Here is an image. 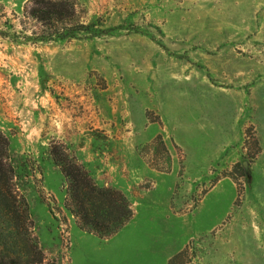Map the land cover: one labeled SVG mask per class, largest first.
<instances>
[{
	"label": "rangeland",
	"instance_id": "rangeland-1",
	"mask_svg": "<svg viewBox=\"0 0 264 264\" xmlns=\"http://www.w3.org/2000/svg\"><path fill=\"white\" fill-rule=\"evenodd\" d=\"M0 134L40 264H264V0H0ZM54 146L127 197L116 234L77 225Z\"/></svg>",
	"mask_w": 264,
	"mask_h": 264
},
{
	"label": "trees",
	"instance_id": "trees-1",
	"mask_svg": "<svg viewBox=\"0 0 264 264\" xmlns=\"http://www.w3.org/2000/svg\"><path fill=\"white\" fill-rule=\"evenodd\" d=\"M31 13H35L34 8ZM255 143L258 145L257 139ZM0 144V224L8 230L11 237L14 236L23 243L4 244L0 240V264H40L43 254L37 237L30 228L28 203L17 189L14 166L7 161L6 141L1 134ZM148 145H159L168 152L159 133ZM52 157L66 181L64 205L73 214L81 229L108 238L132 217L133 210L122 191L95 182L74 156L57 146L52 149ZM19 251L27 258H20ZM183 254V249L175 252L168 258L167 264H181L177 259Z\"/></svg>",
	"mask_w": 264,
	"mask_h": 264
},
{
	"label": "crops",
	"instance_id": "crops-1",
	"mask_svg": "<svg viewBox=\"0 0 264 264\" xmlns=\"http://www.w3.org/2000/svg\"><path fill=\"white\" fill-rule=\"evenodd\" d=\"M91 234V233H90ZM116 234V233H115ZM133 249L131 250L132 256L136 257L138 260L135 261L136 264H167L168 258L171 256V250L169 252H164L167 248V244L159 245L150 244L149 241L144 244H130ZM117 257L121 262H126L124 260L128 257V253L118 252Z\"/></svg>",
	"mask_w": 264,
	"mask_h": 264
},
{
	"label": "water",
	"instance_id": "water-1",
	"mask_svg": "<svg viewBox=\"0 0 264 264\" xmlns=\"http://www.w3.org/2000/svg\"><path fill=\"white\" fill-rule=\"evenodd\" d=\"M244 164H245V162H244Z\"/></svg>",
	"mask_w": 264,
	"mask_h": 264
}]
</instances>
